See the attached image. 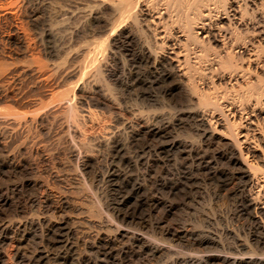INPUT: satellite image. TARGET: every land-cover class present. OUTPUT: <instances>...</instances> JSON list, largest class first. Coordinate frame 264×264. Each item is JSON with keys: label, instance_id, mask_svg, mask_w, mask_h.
Returning <instances> with one entry per match:
<instances>
[{"label": "rangeland", "instance_id": "rangeland-1", "mask_svg": "<svg viewBox=\"0 0 264 264\" xmlns=\"http://www.w3.org/2000/svg\"><path fill=\"white\" fill-rule=\"evenodd\" d=\"M8 2L10 4L7 12L6 10L5 12L0 11V65L3 70L0 72L4 76L0 73V81L3 79L2 85L8 87L10 97L2 105L3 107L11 106L10 108L14 111L17 108L19 113L21 112L23 116L28 115L27 117L51 108L57 112L58 119L49 133L47 129L38 131L27 124L20 129L15 139L2 141L7 147L5 149L7 153H12L16 148L21 147L22 150L15 152L17 159H28L32 165L26 167L27 172L22 177L19 176L18 180V177L7 175L5 177L3 173L0 175V191L3 195L9 196L8 202L0 201V227L9 225L14 227L7 236L6 245L0 244L1 252H5L7 257L10 253L9 256L15 254L16 251L20 252L18 262L6 258L7 261H0V264H12L13 262L14 264H222L216 257L234 252L232 250H235L236 242L242 240L240 242L244 243L243 240H246L249 230L246 217L236 214L228 189L219 187V181L212 173V168L217 166L211 165L210 170L202 171L199 168V161L196 160L197 155L201 157L207 154L211 157L216 147L214 143L208 142L210 143L208 144L201 137L204 127L198 123H201L199 116L204 114L202 113L205 112L204 109H200L202 112H199V108L192 106V103L188 104L185 96L190 92H186L185 95L182 91L185 96L182 93L173 96L166 94L165 89L169 84L165 81L167 84L163 83V80L160 81L159 71L156 73L146 66L134 63L127 56V51L117 50L118 57L124 58L126 62L125 75L128 79L126 83L130 88L129 86L116 88L115 93L119 99L117 112H104L101 115L99 113L101 120L98 119L97 125L100 128L118 123L120 127L131 119L139 118L145 112H151L152 115L159 117L156 118L155 123L159 130L162 129V137L138 136L136 140L128 142L129 144L123 143L126 145L121 151L122 154L117 150L106 151L100 148L98 141L101 140L102 135L99 134V130H90L91 124L87 128L76 130L73 123L60 114V110L67 106V102H60L61 95L71 87L79 85L76 83L82 80L87 79L92 86L102 89L105 93L103 85L96 78L95 71L93 72L94 69H86L94 53V55L99 53L97 57H101V51H97L99 50L98 44L105 36L101 28L85 26L94 3L91 0H8ZM176 11L173 12V14L176 13L175 18L180 15L183 19L185 14H190V16L193 14L190 10ZM8 12V15L12 12L15 14L4 15ZM2 14L9 18L4 20ZM46 32L52 33V39L44 36ZM18 34L21 36L17 41L6 39L7 36L16 38ZM146 35L147 39L153 37L148 33ZM197 49L195 51L200 54L201 49ZM212 56L210 58L215 57ZM201 64H203L202 61ZM206 64L205 61L203 66ZM59 65L60 68H58ZM73 73H75L74 76H71ZM239 92L240 97L243 94H250L248 88L243 91L240 89ZM12 99L15 101L17 99V101L12 102ZM41 102H44V106L46 103L47 107H44ZM40 104L43 109L40 108ZM206 112L210 115L212 109ZM5 128L6 126H0V129ZM11 129L12 127L8 128V132H11ZM70 129L77 131L76 134L72 135ZM72 136L75 138L73 139ZM84 141L90 144V149L82 146ZM173 142L185 143L186 152L182 154L181 150L172 149L171 143ZM34 144L42 148L45 154L43 157L30 154L29 149L35 146ZM74 146L81 150L83 156H97L101 165L89 167V170L80 168L77 160L69 155ZM149 152L151 156L153 155V159L151 158L148 171L142 161H139L138 165L136 158L147 156ZM193 154L195 157L192 156ZM120 157H124V162ZM128 163L132 168H135V165L137 167L129 169ZM110 164L113 167H109ZM108 168H113L112 172L114 175L116 173L115 177L110 178V181H101L103 175L107 176ZM20 180H31L33 184L36 183L37 187L34 190L37 189V191H28L18 186L17 190L12 192L11 187L14 184H20ZM134 185L142 186L141 191L144 190V194H148L154 202H142L143 193L142 195L134 193ZM72 188L78 189L75 193L77 199L74 200L84 201L87 210L77 212L70 207L66 209L62 205L69 197L74 198V194L70 193ZM46 192L51 195L52 204L50 206L61 210L58 214H55L53 210L50 211L48 204L44 206L45 203L41 202L45 200L42 197L46 195ZM64 196L69 197L65 199ZM97 199L103 200L107 209L105 212L110 211L109 213L112 214L115 211V220L105 216L99 218L95 215ZM42 216L53 223L60 222L59 218L63 217L69 222L68 228H72L69 229L72 230L71 236L74 238L71 236L68 238L66 230L60 228V230L49 231L45 225L30 227L26 230L20 226L17 228L22 220H32ZM66 216L69 218L66 219ZM55 218L58 219L55 220ZM115 225L124 226L123 229L127 234L124 238L113 239L115 238ZM228 228L233 232L226 231V234L221 237V242L220 232ZM134 234L146 242H152L153 249L159 244L147 241L153 235L164 239L165 243H160L159 246H166L156 252L155 249L154 251L140 249L139 245L133 242L134 240L129 239L130 237L132 239ZM98 235L102 238L109 237L111 242L107 245L103 243L101 247L94 243ZM67 239H69L68 245H66ZM85 242L88 244L87 247H85ZM250 242L248 243L255 253L264 252V248H258L257 244ZM202 256L205 258L203 259Z\"/></svg>", "mask_w": 264, "mask_h": 264}, {"label": "bare ground", "instance_id": "bare-ground-1", "mask_svg": "<svg viewBox=\"0 0 264 264\" xmlns=\"http://www.w3.org/2000/svg\"><path fill=\"white\" fill-rule=\"evenodd\" d=\"M9 2L8 0H0V11L2 10V12H5L6 10L7 12L10 4ZM91 2L94 4L85 26L101 28L104 30L105 36L103 40L99 41V50L96 48L98 52L101 51V57H97L99 53L96 51L98 54H93L91 59H89L90 61H88L90 63L88 67L90 68L86 67V69H94L93 72L95 71L96 78L99 83L103 85L102 87L105 93L102 89L92 86L87 79L86 81L80 80V83H76L79 85L73 88L71 87L72 89L70 88V90L66 92L63 91L65 93L62 92L63 94L61 95L60 102H67V106L60 110V114L64 115L72 122L76 130L87 128L89 124H91L90 130H99V134L102 136H100L101 140L98 141V146L106 151L117 150V152L121 153L126 145L123 143L134 141L138 136H143L145 138L151 136H157L158 138L162 137V129L159 130L155 123L158 116L152 115L151 112H145L146 114L142 112L144 115L141 114L142 116L139 118L128 120V123H124L120 127L117 122L115 125L111 124L112 126L110 127L103 126L99 128L97 125L96 122L101 113L117 112V108H119L117 106L119 99L115 93L116 88H126L129 86L126 83L128 79L125 75L126 62L124 58L118 57L117 50L127 51V56L130 57L134 63L137 62L141 64V66L143 65V67L146 66L151 71H159L160 81L163 80V83L167 82L169 84L168 86L166 85V94L169 93L173 96L182 93L184 95L182 92L184 91L186 95V92H190L189 94L191 96L189 94L186 96L184 95L187 97V99L184 98L187 100L188 104L192 103V106L194 105V107L199 108V112L201 111L200 109H204L205 111H201L204 114L199 116L201 117V119H199L201 123L199 122L198 124L204 127L201 137L204 141H207V143L212 142V144L214 143L216 146L215 149H213L211 157L207 156V154L201 157L197 155L196 160L199 161V168L200 170L202 169V171H207L210 170L211 165L217 166L212 168V173L216 176L217 181H219V187H226L228 189V193L234 202L236 214H239L240 217H246V224L249 230L248 236L246 235V240H243L245 241L244 243L240 242L242 240L236 242V248L232 250L234 252H231L229 255H218L216 259L222 264H264V252L255 253L252 250V246L248 243L253 241L254 244H257L258 248H264V0H91ZM20 6L18 7L20 8ZM174 9L180 12L190 10L193 14H191L192 16H190V14H185V17L182 16L184 20L180 15L175 18L176 15L174 14L176 13L173 14V12L176 10ZM190 11L189 13H192ZM9 12L4 13V15L7 14V16H11L13 14L12 12L11 15H8ZM4 15V20H7L9 17H5ZM147 33L149 36H153V39H147L148 37H145ZM20 36L19 34L16 35V38L7 36L6 39H14L17 41ZM44 36L51 38L52 33L46 32ZM192 46L196 49L200 48L201 53L197 54V51H195L196 49ZM212 55L215 57L212 58ZM210 56L212 57L210 58ZM201 61L203 64L206 61L207 64L203 66ZM1 68L2 66L0 65V70ZM58 68H60V65ZM89 72H87V74H89ZM84 73L86 72L84 71ZM74 74L75 73L71 74V76H74ZM2 80L0 81V126L3 125V127L6 126V128L0 129V175L3 173L5 177L6 175L8 177H18V180L19 176L22 177L27 172L26 167L32 164L28 159H17V154L15 152L22 150L21 147L16 148L12 153H7L5 151L7 147L2 141L6 139H15L20 129L22 127L24 128V125L27 124L38 131L47 129L49 133L52 131V127L55 126L58 116L56 115L57 112L51 108H47L44 111L42 110V113L34 114V116L32 115L33 117H27L28 115L24 114L26 116H23L21 112L19 113L16 110L17 108H15L14 111L10 108L11 106L9 107L6 105L3 107L4 105L2 104L7 102V99L10 97V92L7 89L8 87L6 88L2 85ZM129 88H127V90ZM245 88L249 89L250 94H243L240 97L239 90L241 89L243 91ZM11 98L13 97L11 96ZM13 101L15 100L12 99V102ZM41 104L43 105L44 102H41ZM18 106H20V104H18ZM45 106L47 107L46 103ZM40 108L43 109L42 106ZM208 109H212L210 115L206 114V110ZM193 114L195 115V113ZM7 125L9 127H7ZM11 127L12 131L8 132V128ZM69 131L72 135H75L77 132L73 129ZM164 135L166 134L164 133ZM72 137L73 139L75 138L74 136ZM121 143L123 145H121ZM23 144H25V142ZM212 144L210 146H212ZM82 146L89 148L90 144L84 141ZM75 147L76 146L72 148L69 155L72 159L77 160L80 168L89 170V167H94L100 163L97 156H83L81 150ZM171 148L177 149L178 151L181 150L180 153L182 152L183 154V152H186L187 145L182 142H173L171 143ZM29 152L31 155L37 157H43V155H45L42 148L36 147V145L30 147ZM191 153L192 152H190V154ZM194 155L195 154L192 156ZM152 156L149 152L147 156H143L142 158L137 157L136 160H138V165L139 161H142L149 171L150 162L153 159ZM120 158L124 162V157ZM136 160L133 161L136 162ZM111 166L110 164L109 167ZM128 166L129 169L130 167L132 168L129 163ZM134 167L136 168L137 165ZM112 169L108 168V170H106L107 174H105L107 176L104 177L103 175V180L101 179V181H110V178L115 177L116 173L114 175ZM18 186L28 191H37V189L34 190L37 187L36 183L33 184L31 180L21 181L18 185L14 184L11 187L12 192H15ZM82 187L85 188L84 186ZM141 187L134 185L133 192H137L138 194L143 193V195L141 194V198L143 199L142 202H154L150 199L148 194H144V190L143 192L141 191ZM70 191V193L74 194V198L72 194V198L64 196L65 199H68H66L65 203L62 205H64L65 208H73L77 212L86 209L84 201L80 202L79 200V202H77V200H74L77 199V197L75 198V193H77L78 189L72 188ZM42 198L45 199L41 201L45 203L44 206H46V204H48V206L52 204L50 193L46 192V195ZM0 201L8 202L9 196L3 195L0 191ZM52 210L55 214L61 211L56 207L52 208V206H50V211ZM106 210L103 200L97 199L95 202V215L99 218L105 216L111 220H115V211L110 214V211L105 212ZM67 217L68 216H66V219L69 218ZM56 219L58 218H55V220ZM59 219L61 221L59 220L60 222L57 223H53L52 220L54 219L51 220L52 222H49L50 220L45 219V216L37 219L33 218L32 220L24 219L25 221H19L20 223L17 228L20 226V228L26 230L27 228L40 225L47 226L49 231H52V229L60 230L61 228L67 231V236L69 238V236L72 235V230L69 229L71 227L68 228L69 222L63 217ZM123 227V225H115L114 240L118 237L124 238L126 230L123 229ZM13 228L12 225L0 227V244H5L8 241L7 236ZM226 231L233 232L230 231L229 228L222 229L219 237L221 242V237L226 234ZM75 236L77 237L78 235ZM239 236L241 237V235ZM77 239L79 240V238ZM129 239L130 241L134 240L133 242L138 244L140 249L143 248V250L145 249L147 251H154L155 249V252L161 249L162 246H159L160 243H165L164 239L160 237L154 235L150 236L147 241L150 240L156 244L159 243L156 248L153 249L152 242H146L135 234L132 239L131 237ZM68 241L69 239H67L66 245H68ZM220 241L219 243H221ZM110 242L111 239L109 237L102 238L101 235H98L96 240H94V243L101 245V247L103 243L107 245ZM84 244L85 247L88 246L87 242ZM85 247L84 249H86ZM14 253L15 254L11 256H9L11 253L8 254L7 257V254H5V252L2 253L0 248V261L3 262L7 258L8 260L10 259V261L12 259L18 262L20 252L18 253V251H16ZM192 257L194 258V256ZM202 258L204 259L205 256H202ZM12 264H14V262Z\"/></svg>", "mask_w": 264, "mask_h": 264}]
</instances>
